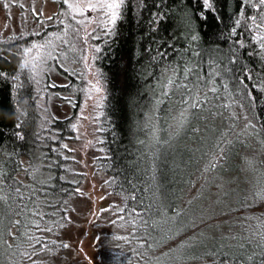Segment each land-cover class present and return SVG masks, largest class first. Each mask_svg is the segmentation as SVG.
Listing matches in <instances>:
<instances>
[{
  "label": "trees",
  "instance_id": "16d2710c",
  "mask_svg": "<svg viewBox=\"0 0 264 264\" xmlns=\"http://www.w3.org/2000/svg\"><path fill=\"white\" fill-rule=\"evenodd\" d=\"M44 1L41 0L42 3ZM50 1L57 5L56 12L51 15H55L52 21L31 11L40 0H0L1 5H7V15L17 9L20 24L23 22L20 34L0 42V173L5 174V178L0 179V187L9 194V202L14 208L17 205L23 208V215L11 217L21 220L19 226L12 227V232L27 231L53 249L51 252L39 251L41 245L37 244L38 254L33 256V260L37 264H53L47 259L55 254L54 245L58 244L55 239L80 178L76 172L73 173L69 163L71 158L67 147H64L71 136L70 119L52 117L48 121L42 106H39V94L48 88L49 72L62 70L64 84L52 85L50 90L57 88L58 91L53 90L55 95L59 92L69 94L67 99L70 103L71 98L72 101L74 98L81 100L86 85V66L82 57L89 44L94 75L106 92L99 129L105 154L100 165L109 176L108 184L112 191L123 198L124 222L127 221L131 230L115 253L122 254L125 264H157L156 258L163 253L174 256L182 245H195L196 259L172 261V264H264V241L258 236L264 231V199L255 196L256 192L264 189V131H260L264 126V92L259 91L264 88V51L253 42V33L248 31L251 24L247 19L258 15L252 9V4L258 0H249L246 7L242 0H211L215 14L206 13L207 20L198 17L202 0H126L122 19L117 22L113 33L107 36L102 26L96 23H76L80 19L92 21L95 13L89 12L85 17L77 16L73 20L62 0ZM241 9L244 17L239 15ZM153 13H164V19L158 24L153 23ZM186 17L192 18L190 29L186 25ZM236 19H241L242 23L233 36L231 28L235 26ZM65 25L68 28L66 37ZM52 33H57L68 43L51 36ZM192 35L199 39L192 42ZM48 39L54 42L52 57L47 60L51 65L45 68L42 76H37L39 84L36 86V80L25 76L20 67L18 45L28 44L30 40L44 42ZM96 47L101 49L99 53L95 52ZM193 52L201 55L197 57ZM233 53L236 58L234 64L229 62ZM186 63L202 80L208 79L210 72L220 73L215 78L219 98L213 99L210 94L209 104L196 112L192 126L199 128V132L185 130L175 136V128L168 126L171 120L165 123L163 118L175 114L179 108V93L166 99L161 97L158 81L165 74V68L179 65L183 69ZM187 82L191 84L192 77ZM225 83L228 84V92L222 87ZM244 89L252 91L255 97L251 106L247 100L240 101ZM158 99L164 100L159 110L156 106ZM239 102L244 103L243 108ZM224 104H231V107H221ZM233 112L238 118H232ZM243 114L256 126V134H252L251 129L249 131V142L259 150L263 167L257 175L248 178L246 188L242 189L245 193L240 190L233 198V208L240 209L234 210L235 216L228 222L236 229L229 227L230 232L218 233V223L204 222L202 218L205 215L199 211L202 207L197 198L189 201L187 189L196 180H204V172L235 170V160L242 158L238 141L227 148L226 159L220 160L218 167L212 169L210 163L213 156H219L215 143L221 133H229L234 120L242 119ZM154 116L162 118L159 121L160 143H152L149 147L139 141L147 140L145 125L148 118ZM17 123L21 128L15 127ZM17 132L23 133L22 140L17 137ZM233 135L230 132L227 139L233 141L229 139ZM153 153L157 155L155 170L151 160ZM13 184L20 188L23 201L15 199L14 189L7 187ZM198 193L196 196L204 195L202 191ZM220 200L225 199L222 197ZM149 206L151 214L145 211ZM158 208L167 210L169 217L177 211L182 215L175 221L152 227L153 219H163L157 214ZM132 209L144 213L143 219L148 221L147 235L140 219L130 214ZM5 211V205L0 202V214ZM197 219L203 221L198 228L195 225ZM134 220L137 225L135 232ZM36 224L41 229L51 227L53 230L37 231ZM189 228L195 229L189 231ZM141 237L144 240L138 239ZM4 241L13 245L19 242L4 233L0 239V264H20L19 254L13 255L15 248H7ZM52 241L57 244L53 245ZM148 244L154 247L149 248ZM41 258L45 262H40ZM23 264H31V261L25 259Z\"/></svg>",
  "mask_w": 264,
  "mask_h": 264
},
{
  "label": "rangeland",
  "instance_id": "374dc122",
  "mask_svg": "<svg viewBox=\"0 0 264 264\" xmlns=\"http://www.w3.org/2000/svg\"><path fill=\"white\" fill-rule=\"evenodd\" d=\"M35 9L38 13H42L39 16L49 17L56 12L57 5L50 0H45L43 3L40 0ZM17 12V9H13L7 15L5 7L0 4V42L6 41L11 36H17L22 31L23 22L20 24L21 17ZM32 43L43 42L30 40L28 44H19V55L22 53L23 48L30 47ZM91 52V47L88 44L82 57L84 66H86V85L81 100L74 98L75 102L71 98L70 103V100L67 99L69 94L59 92L55 95L54 91H58L57 88L50 90L52 85L54 87L64 84L65 81L61 77L62 70H51L49 72L48 88L45 93L41 92L38 98V101L41 102L39 106H42V112H44V116L48 121L52 117L70 119L72 131L65 145H67L66 149L71 158L69 163L73 173L76 172L80 177L73 196L67 204L65 221L62 227L59 228L58 236L55 239L58 243L54 245L55 254L47 259L53 264H90V261L92 264H125L122 254H116L115 251L120 248L118 246L124 240L120 237L127 238L131 233L129 224L127 221L124 222L125 212L118 213V208H124L123 198L112 191L108 184L109 176L100 165L101 158L105 154L102 150L99 129L106 92L101 83L100 86L103 88V92L88 91L91 87L88 81L95 83L97 80L90 61ZM33 55H35V50ZM85 56L88 58L86 62L84 60ZM20 58L21 65L24 57L20 55ZM50 65V62L47 63L46 68ZM22 69L25 76H32L36 80L35 85L37 86L39 84L37 76H42L44 71L36 74L30 68ZM60 97H63V99ZM242 116V119L234 120V125L230 127V132H233L234 135L229 139H234L233 145L234 141L239 142L238 151L242 156L241 159L235 160V170L204 172V180L202 178L199 181L196 180L187 189V197L191 199L189 201L191 202L194 198H197L199 205L202 207L199 211L205 215L202 218L204 222L218 223L216 229L218 233L231 231H229L231 222L228 221H231L235 216L234 210L240 209V207L233 208V198L237 196L240 190L244 192L242 189L248 184V178L257 175L262 171L260 168L263 167L259 150L249 142L250 129L246 130L245 128L249 118L246 119L244 114ZM73 125L76 127L73 128ZM202 166L203 164H201ZM256 168L258 169L256 170ZM257 178L260 180V176ZM257 184L259 187V181ZM77 188L80 189L79 193L76 192ZM201 191L204 195L196 196ZM246 191L248 192V190ZM222 197L225 200L221 201ZM227 205H229L228 210H226ZM102 209H105V211H101ZM118 215H123L124 219H118ZM202 224L201 219H197V222H195L197 228ZM231 228L232 230L236 229L235 226ZM193 229L189 228V231ZM97 237H99V242H97ZM63 243H67L69 247L63 248L61 246ZM171 244H168L167 247H170ZM42 261L45 262V259L41 258L40 262Z\"/></svg>",
  "mask_w": 264,
  "mask_h": 264
},
{
  "label": "snow or ice",
  "instance_id": "6c2138e0",
  "mask_svg": "<svg viewBox=\"0 0 264 264\" xmlns=\"http://www.w3.org/2000/svg\"><path fill=\"white\" fill-rule=\"evenodd\" d=\"M62 3L67 6V9L70 10L72 14V19L76 20L77 16L85 17L87 13H95L96 17L93 18L92 21H86L85 19L76 20V23L78 25H83L85 23L93 22L96 23L98 26H102L104 30V34L111 35L115 29V26L119 20L122 19L124 15V9L126 0H62ZM242 4L246 7L249 4V0H242ZM7 7V5H5ZM201 12L198 14V17L203 20H207L206 13L212 12L215 14V10L213 7V4L211 3V0H202L201 5ZM252 9L255 13H258V15H251L247 17L248 21H250L251 27L248 28V31L253 33L252 39L253 42L258 43L259 48L264 51V0H258V3L252 4ZM31 11L36 15H42V13H38L33 7ZM62 15L67 16L68 13H61ZM240 17H244V11L243 9L240 10L239 13ZM165 14L164 13H153V23L158 24L159 20L164 19ZM49 21H52L55 19L54 16L47 17ZM186 25L191 28L192 18L186 17L185 18ZM222 22V21H220ZM63 24V21H61ZM242 23L241 19H236L234 21V27L231 28V35H235L237 32V28L240 27ZM76 31H79V28L76 29ZM95 31V29L93 30ZM68 34V28L67 25L64 26V36L66 37ZM51 36L56 37V39H63V37L59 36L57 33H52ZM96 39H100V37H96ZM199 39L197 35L191 36V41L196 42ZM63 42L65 44L68 43L66 39H63ZM86 42V41H85ZM241 47H243V44H240ZM54 49V42L51 39L45 40L43 43H32L30 47H25L22 50V55L24 57V60L22 64L20 65L21 68H30V70L33 73L39 74L40 72L44 71L46 68L47 60L52 57V50ZM35 50V55H33V52ZM101 49L99 47L95 48V52L99 53ZM195 56H200L201 53L199 52H193L192 53ZM161 58H163V54H161ZM87 57H84L85 62L87 61ZM95 59V58H93ZM229 62L234 64L236 63V58L234 53L231 54L229 57ZM211 67V65H210ZM164 75L161 76V78L158 81V88L160 90V96L163 98L171 97L177 93H179V108L175 111V114L169 115L167 117H164L165 123H168L169 120H171V123L168 125L170 128H175V133L173 135L178 136L185 130H191L193 132H199V128H195L192 126V121L195 119V114L197 111L203 110L205 106L209 104V96L211 94V97L213 99L219 98V88L215 86V78L219 77L220 73L218 71H213L209 73V78L206 80H202L199 75H194V69L187 66V63L185 64L184 68L181 69L179 65H173L171 68H165L164 69ZM5 77L7 74H3ZM97 75H99V70H97ZM190 77H192V82L189 84L187 81H189ZM249 79L251 77L249 76ZM243 82V81H241ZM88 83L91 85V87L88 89L89 92L95 91L97 93L103 92V88L100 86V82L97 79L95 83H92V81H88ZM211 85V86H209ZM225 92H228V84L225 83L222 85ZM255 88V86H253ZM259 91L264 92V88L259 89ZM229 95H231L229 93ZM247 100L249 106L254 102L255 97L252 95V91L248 89L242 90L240 101ZM164 103V100L158 99L156 101L157 110H159V105ZM239 106L241 108L244 107L243 102H239ZM221 107H231V104H224L221 105ZM233 119L238 118L236 114L233 112L231 114ZM247 119V117H245ZM149 122L145 125V128L148 133L147 140L139 141L140 144H148L149 147H151L152 143L159 144L160 143V132L161 128L159 126V121L162 119L159 116L149 117ZM155 121V122H153ZM17 129L21 128V124L17 123L15 125ZM76 126L73 125V128ZM246 130L251 129L252 134L257 133L256 126L252 124L250 121L245 126ZM260 131H264V126L261 127ZM230 133H221L220 138L215 143V148L219 152V156H213V159L210 163V167L212 169H215L219 166V161L226 159V150L229 148L233 141L228 140L227 137ZM17 137L19 139H23V133L17 132ZM172 136H170V139ZM167 143V141H165ZM64 147H67L65 145ZM107 159V157H105ZM157 159V155L153 153L151 156V160L153 161V170H155V160ZM5 178V174L0 173V179ZM7 187L13 188L16 197L15 199H19L20 201H23L24 197L21 193V190L19 187H15V184L8 185ZM76 192L79 193L80 189L77 188ZM256 197H259L261 199H264V189L259 190L255 193ZM133 200H135V196L132 197ZM10 196L7 192L4 191L3 187H0V202H2L5 205L6 211L3 214H0V239H2L4 233L6 232L9 236L13 238V240H19L18 243H15V245L8 243L7 241H4L7 248L12 249L15 248V251L13 255L19 254L20 257V264H23V261L25 259L31 261V264H37L35 260H33V256H36L38 254L36 245L40 244L41 248L39 251H45L51 252L53 249L49 247L47 243H44L38 238H35L34 236L30 235L27 231L23 233H17L14 234L12 232V227L19 226L21 224V220L19 219H11L12 216H19L23 215V208L20 205H17L15 208L13 207V204L9 202ZM101 211H105V209H102ZM146 212L151 214L150 212V206L148 209H145ZM124 208H118V213H124ZM135 214L137 218L140 219L142 225L145 227V235H147V228H148V221L143 219L144 213L137 212L136 209H132V213ZM157 214L160 215L163 219L161 220H152V227H156L162 223H167L168 221H175L176 217H179L182 215L181 211H177L174 216L169 217L167 214V210L165 209H157ZM37 215H39L37 213ZM118 219L123 220V215H118ZM115 223V221H113ZM133 225V231H136V221L134 220L132 222ZM62 227V225H61ZM258 227H261L258 225ZM35 228L37 231H43V232H51L53 229L51 227H45L43 229L40 228L39 224L35 225ZM259 238L264 241V231L258 233ZM23 237V238H21ZM120 239H125V237H120ZM140 240H144V238H138ZM97 242H99V237H97ZM52 244H56V241H52ZM63 248H68L69 245L67 243H63L61 245ZM141 247L144 246L143 243L140 245ZM148 247H154L153 244H148ZM195 245H182L181 249L176 253L174 256H169L168 253H163L161 257L156 258L157 264H172V261L177 262H183L186 259H196V255L193 252V248ZM243 247V246H241ZM29 249L31 251H29ZM136 255H140V253H136ZM254 260V258H250ZM15 264V262H14ZM90 264L92 262L90 261Z\"/></svg>",
  "mask_w": 264,
  "mask_h": 264
}]
</instances>
